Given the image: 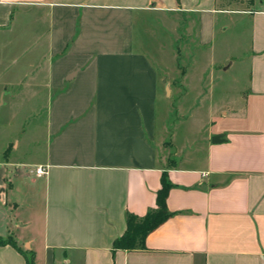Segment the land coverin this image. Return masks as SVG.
I'll use <instances>...</instances> for the list:
<instances>
[{"label":"crops","instance_id":"0c3cea01","mask_svg":"<svg viewBox=\"0 0 264 264\" xmlns=\"http://www.w3.org/2000/svg\"><path fill=\"white\" fill-rule=\"evenodd\" d=\"M158 14L176 30L187 19L193 46L210 52L236 32L209 63L234 68L231 99L207 86L196 110L209 118L186 148L179 125L158 124L171 65L137 48V24ZM16 66L0 108L6 96L47 105L32 168L0 151V238L19 249L0 246V264H264V0H0V81ZM163 179L169 217L144 248L113 249L127 215L156 208Z\"/></svg>","mask_w":264,"mask_h":264},{"label":"rangeland","instance_id":"374dc122","mask_svg":"<svg viewBox=\"0 0 264 264\" xmlns=\"http://www.w3.org/2000/svg\"><path fill=\"white\" fill-rule=\"evenodd\" d=\"M223 17L222 15L218 17V25L223 23ZM174 22L175 19L168 22L163 15L159 14L144 17L136 26V40L138 50L145 52L156 65L159 66V62L162 65H171L166 70V75L163 74L166 78L161 83V85L169 84L170 94L164 97L165 100L158 103V124L167 123L169 128H171L170 125H179L175 139L183 141L185 147L186 145L190 146L193 141L198 139L202 132L201 128L209 118L208 111L203 108L196 110L199 105H202L200 102H204V99L207 98V86L214 82L211 85V91L215 92L216 101L231 99V96L224 94V87L231 83L234 68L223 72L224 67L219 68L218 65L214 66L213 62L211 65L209 63L211 61L219 62L230 54V41L234 39L236 32L218 33L215 47L210 52L206 48L197 49L193 46L196 32L191 31L187 19L182 22L178 30H176L177 25ZM225 38L229 40L226 41ZM13 48L12 51L9 49L7 53L8 62H10V57H17L20 54L17 49ZM158 72L162 73L160 69ZM187 74L193 79L184 80L182 76ZM201 74H204L203 85H201ZM20 75L17 66L16 69L13 67L3 75L1 78L3 81L0 83L5 80L17 81ZM195 78L197 81L194 80ZM193 80L196 83L200 81L199 89L194 91L200 93L199 95L185 86L191 84ZM204 92L205 94H203ZM46 105V95L19 96L13 102L9 96H6L5 103L0 108V151L1 148L6 151L5 158L11 151L12 159L22 162L23 169L32 168L31 165L39 158L40 145H37L44 138V109ZM11 143L17 144L18 148H12Z\"/></svg>","mask_w":264,"mask_h":264},{"label":"trees","instance_id":"16d2710c","mask_svg":"<svg viewBox=\"0 0 264 264\" xmlns=\"http://www.w3.org/2000/svg\"><path fill=\"white\" fill-rule=\"evenodd\" d=\"M170 186L164 179L162 187L156 195V208L147 212L142 218L127 215V230L125 234L113 242V249L134 250L144 248V240L147 235L153 232L157 227L163 224L169 217L166 210V196ZM10 244L18 249L10 239L3 240L0 238V246ZM19 250V249H18ZM27 264H34L33 257L27 260Z\"/></svg>","mask_w":264,"mask_h":264},{"label":"built area","instance_id":"2783aa9c","mask_svg":"<svg viewBox=\"0 0 264 264\" xmlns=\"http://www.w3.org/2000/svg\"><path fill=\"white\" fill-rule=\"evenodd\" d=\"M34 174L36 175V177H43L47 174V167L44 166H37L34 169Z\"/></svg>","mask_w":264,"mask_h":264}]
</instances>
